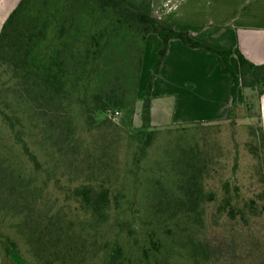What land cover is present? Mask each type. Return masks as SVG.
<instances>
[{
	"label": "rangeland",
	"instance_id": "rangeland-1",
	"mask_svg": "<svg viewBox=\"0 0 264 264\" xmlns=\"http://www.w3.org/2000/svg\"><path fill=\"white\" fill-rule=\"evenodd\" d=\"M26 7L0 51V264H264L257 93L241 88L234 115L197 122H181L196 115L163 97V119L150 110L145 127L143 99L158 55L144 57L136 29L123 31L89 0H28ZM63 20L69 28L60 51L71 82L59 100L34 86L38 50L27 37L42 22L49 33ZM93 31L99 69L87 75L73 35ZM97 95L110 104L104 113L91 109ZM113 95L123 98L119 110ZM81 181L118 192L114 220L95 227L66 199L61 190ZM226 181L239 207L255 202L246 219L218 208ZM115 242L122 251L110 263Z\"/></svg>",
	"mask_w": 264,
	"mask_h": 264
},
{
	"label": "trees",
	"instance_id": "trees-1",
	"mask_svg": "<svg viewBox=\"0 0 264 264\" xmlns=\"http://www.w3.org/2000/svg\"><path fill=\"white\" fill-rule=\"evenodd\" d=\"M89 1L101 11L110 12L112 20H115V23L120 29H123V31L130 33V31L136 29L135 34L141 36L140 41H142V43L145 42L146 36L150 33L156 34L161 41L158 50V58L148 79L143 99L142 119L145 127H148L150 123L153 81L160 73L163 60L169 50L170 41L172 39L180 40L182 44L188 48H201L219 56L222 72L229 74L233 80L231 85L232 106L227 113V117H231L235 113L233 108L237 106L239 88L253 89L258 96L264 94V63L259 65L254 64L246 59L237 48L217 49L195 39L188 31L177 29L174 23L165 21L154 14L152 0H141L137 4H130L128 0ZM27 3L28 0H20L18 5L4 21L0 30V51L3 49L6 40L14 30L13 28L16 27L18 20L24 15ZM54 24L55 25H52L48 33V31H45V23L42 22V25L39 26L36 31L30 33L27 37V41L31 42L30 44L38 50L37 59L31 62V66L33 67L31 71L33 70L34 74L33 78L38 80V82L37 80L34 81V86L38 84L40 90L44 93H56L59 94V97L62 95V98H59V100H62L66 97L67 85H70L71 82L66 60L63 59L60 51L61 44H63L68 35L67 27L69 28V23L67 20H63L60 23L55 22ZM73 37L75 42H78V45L82 48L80 49V53L83 56V64L84 67H86L87 75L96 73L99 69L100 36L96 31H93L89 35L80 34L75 36L74 34ZM232 55L237 56L239 73H236L231 64ZM83 77V72H81L79 76L74 75L73 80L78 84ZM63 92H65V94H62ZM99 96L97 95L94 99V103H97V105L92 106L91 109L92 111L104 113L110 108V104L102 101V96ZM121 97H109V101H112L111 105L113 108L119 110L120 106L123 104V98ZM261 134L264 138L262 130ZM26 152L31 160L37 164L36 154L28 149H26ZM96 186V184L89 181H81L75 185H66L61 191L65 194L67 200L79 205L80 210L92 220L95 227H99L100 225L108 224L112 219L114 220L113 212H116L118 208L112 206V204L114 203L118 206L119 195L118 192L112 191L111 185L106 184L102 187ZM223 188L224 190L220 194V205L218 208L224 211L227 209V213L231 218H235L239 215L246 219L248 216L247 214L249 212L252 213L255 208V202L251 199L249 203L245 202L244 206L239 207L237 203L238 199L229 189L230 181H226L223 184ZM214 196L215 195L212 194L213 199H215ZM246 206L249 207V211L245 210ZM108 247L109 249L106 251L109 258L108 262L113 263V260L119 258L122 249L117 242Z\"/></svg>",
	"mask_w": 264,
	"mask_h": 264
},
{
	"label": "crops",
	"instance_id": "crops-1",
	"mask_svg": "<svg viewBox=\"0 0 264 264\" xmlns=\"http://www.w3.org/2000/svg\"><path fill=\"white\" fill-rule=\"evenodd\" d=\"M19 2L0 0V30ZM152 9L157 17L174 23L177 29L188 31L203 43L217 49L237 48L250 62L264 63V0H152ZM160 45L156 34H148L144 57L148 53L157 57ZM231 64L239 73L236 55L231 56ZM232 83V77L222 72L218 55L188 48L172 39L153 82L151 117L163 119L160 109L167 104L163 97H168L174 99L178 111L196 115L181 122L223 119L232 106ZM248 92L256 93L253 89ZM256 100L264 135V94L257 95Z\"/></svg>",
	"mask_w": 264,
	"mask_h": 264
}]
</instances>
